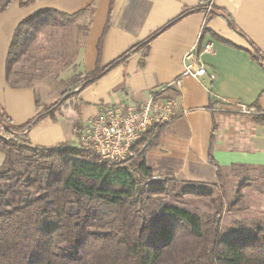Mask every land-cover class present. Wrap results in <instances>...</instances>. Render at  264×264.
<instances>
[{
    "label": "trees",
    "instance_id": "16d2710c",
    "mask_svg": "<svg viewBox=\"0 0 264 264\" xmlns=\"http://www.w3.org/2000/svg\"><path fill=\"white\" fill-rule=\"evenodd\" d=\"M11 1L4 0L0 11ZM204 10L205 5L185 8L109 63L97 62L70 92L21 125L13 124L0 105V151L4 155L0 168V264H264V218H244L231 227L222 224L225 210H239L242 190L251 179L243 180L231 201L225 202L220 185L225 169L213 159L211 147L208 159L215 167L217 182L205 185L165 174L159 178L161 174L146 165V151L156 144L161 126H152L134 143V154L127 163L100 160L81 145L62 143L45 148L25 139L38 122L47 118L55 122L56 113L66 116L63 108L70 98L124 64L129 56L141 50L146 57L150 42L164 29L191 12ZM111 11L112 4L104 30L110 24ZM81 13L46 9L16 26L5 64L11 87L29 86L18 83L15 65L46 27L73 28L81 32L83 40L87 27L75 24ZM215 16L241 33L223 9L210 8L205 23ZM250 44L251 58L264 68V54ZM78 106L76 102L72 105L77 139L84 124ZM255 120L263 122L264 114L259 113ZM233 168L250 169L245 165L228 169ZM256 169L264 184V167ZM187 195L208 199L212 211L202 214L176 203ZM167 196L170 199L166 201Z\"/></svg>",
    "mask_w": 264,
    "mask_h": 264
},
{
    "label": "crops",
    "instance_id": "0c3cea01",
    "mask_svg": "<svg viewBox=\"0 0 264 264\" xmlns=\"http://www.w3.org/2000/svg\"><path fill=\"white\" fill-rule=\"evenodd\" d=\"M110 4L111 20L104 30ZM198 5L225 10L241 33L220 16L205 23L206 10L191 12L153 38L146 57L141 50L129 56L124 64L70 98L63 108L66 116L56 113L55 122L48 118L38 122L25 139L45 148L77 145L73 134L75 102L85 123L107 105H136L151 91L168 86L165 95L177 101L175 115L146 151L148 167L177 180L214 184L217 174L208 159L210 147L222 169L232 165L264 167V121L255 120L259 113L264 114V68L251 58L250 44L264 54V0H12L0 11V105L15 125L41 111L34 89L11 87L5 75L14 30L32 14L46 9L69 15L82 11L75 24L87 27V31L74 67L81 79L97 62L109 63L183 9ZM208 42L212 49L204 51ZM186 64H192L193 69L203 64L206 74L184 75ZM241 106L248 111H240ZM3 160L0 151V168Z\"/></svg>",
    "mask_w": 264,
    "mask_h": 264
},
{
    "label": "rangeland",
    "instance_id": "374dc122",
    "mask_svg": "<svg viewBox=\"0 0 264 264\" xmlns=\"http://www.w3.org/2000/svg\"><path fill=\"white\" fill-rule=\"evenodd\" d=\"M81 42L80 31L73 28L67 31L46 27L38 34L29 52L15 65L16 71L19 72L18 83L28 84L34 89L37 102L42 107L41 111L54 104L63 93L70 92L74 84L80 80L74 67ZM163 173L165 172H160L162 176L159 178L165 177ZM259 174L256 168L248 170L233 168L222 171L220 185L225 190V202L231 201L243 180L251 179L242 190L239 210L224 211L222 221L224 227H231L244 218H264V184L261 183L263 176ZM169 199V196L164 198L166 201ZM176 203L202 214L212 211L206 198L187 195Z\"/></svg>",
    "mask_w": 264,
    "mask_h": 264
},
{
    "label": "built area",
    "instance_id": "2783aa9c",
    "mask_svg": "<svg viewBox=\"0 0 264 264\" xmlns=\"http://www.w3.org/2000/svg\"><path fill=\"white\" fill-rule=\"evenodd\" d=\"M209 11L210 8H207L206 12ZM211 49V43L204 44V51ZM183 74L200 77L206 74V67L199 64L193 69L192 64H186ZM166 87L168 86L151 91L136 105L119 102L105 106L100 113L83 124L77 145L88 148L100 160L127 163L134 154V143L145 137L152 126L165 127L173 119L177 101L165 95ZM240 111L248 110L241 106Z\"/></svg>",
    "mask_w": 264,
    "mask_h": 264
}]
</instances>
